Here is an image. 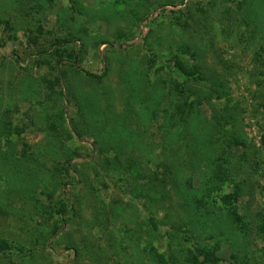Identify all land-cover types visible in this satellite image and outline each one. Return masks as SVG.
Instances as JSON below:
<instances>
[{"label": "rangeland", "instance_id": "1", "mask_svg": "<svg viewBox=\"0 0 264 264\" xmlns=\"http://www.w3.org/2000/svg\"><path fill=\"white\" fill-rule=\"evenodd\" d=\"M263 223L264 0H0V264H264Z\"/></svg>", "mask_w": 264, "mask_h": 264}, {"label": "trees", "instance_id": "2", "mask_svg": "<svg viewBox=\"0 0 264 264\" xmlns=\"http://www.w3.org/2000/svg\"><path fill=\"white\" fill-rule=\"evenodd\" d=\"M261 233H262L263 236H264V223H263V225H262V227H261ZM192 262H193V261H192ZM193 264H203V262L195 261V262H193Z\"/></svg>", "mask_w": 264, "mask_h": 264}]
</instances>
